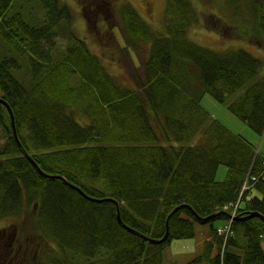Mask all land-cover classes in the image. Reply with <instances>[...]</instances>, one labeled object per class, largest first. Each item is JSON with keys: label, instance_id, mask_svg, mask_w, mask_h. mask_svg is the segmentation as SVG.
I'll use <instances>...</instances> for the list:
<instances>
[{"label": "trees", "instance_id": "16d2710c", "mask_svg": "<svg viewBox=\"0 0 264 264\" xmlns=\"http://www.w3.org/2000/svg\"><path fill=\"white\" fill-rule=\"evenodd\" d=\"M39 1L45 17L37 23L14 0H0V37L9 53L0 56V97L12 107L22 141L19 146L0 100L6 128L0 139L7 137L0 142V214L23 215L24 204L35 208L33 227L21 220L17 236L0 242V249L10 248L0 253V264H16L17 256L25 264H164L165 247L194 236L198 223L208 224L212 237L185 264H264L261 217L234 219V233L224 241L214 222L228 213L196 215L238 199L237 213L264 214V152L202 104L210 94L263 134L264 58L188 36L191 25L202 24L264 50V0H223L230 9L225 17L210 6L200 11L193 0H166L162 31L126 4L117 14L125 42L114 44L133 68L128 83L84 39H71L55 58L54 37L72 20L71 9L62 0ZM132 52L139 61L133 67ZM222 164L227 175L218 180ZM252 176L255 188L240 198ZM118 206L123 223L153 238L169 226L167 238L156 242L127 229ZM35 237L39 246L31 244Z\"/></svg>", "mask_w": 264, "mask_h": 264}, {"label": "rangeland", "instance_id": "374dc122", "mask_svg": "<svg viewBox=\"0 0 264 264\" xmlns=\"http://www.w3.org/2000/svg\"><path fill=\"white\" fill-rule=\"evenodd\" d=\"M216 1L217 0H193L200 11L206 9L207 6H210L209 8L211 10L215 11L220 16L225 17V15L229 13L230 9L225 5L223 0H219L217 3ZM62 2L70 7L72 20L63 23L61 25L63 30L61 31L64 33H59V31V35L54 37L52 55L55 58H59L61 49L65 47L67 48L73 42L75 37L84 39L92 52L100 56L107 69L125 83L132 81L131 78L134 80V77L130 76L129 74V70H133V68L128 67L126 62L121 60V53H116V46L114 44L115 40L117 39L116 41L119 42L120 45H124L125 42L120 27L117 25L118 12L126 4L131 3L139 11L141 16L156 30H164L167 24L165 14L167 5L166 0H62ZM13 4L15 5L16 9L22 11L23 15L25 16L23 17L26 20H35L38 23L43 21L45 17V9L39 0H14ZM111 30L114 32L113 36L110 34ZM188 36L197 42L220 49L244 47L258 55L260 58H264V50L242 35L226 36L215 30H210L202 24H194L189 27ZM44 43L47 44V46H50V42L44 41ZM5 54H9L8 48L6 47V42L0 37V56ZM13 56H16L21 61V63H23V58L20 57V55ZM131 56H133L132 58L134 61V63L131 64V67L138 65L139 61L137 59V55L132 52ZM136 69L141 72L139 66L136 67ZM202 104L216 117L232 128V130L242 134L251 142H253L258 148V151L264 152V133H257L246 122L238 118L224 104L217 101L210 94L204 95ZM77 118L83 122L87 120L84 117H81V115L77 116ZM5 129L6 128L4 125L0 126L1 135L5 133ZM6 140L7 137L3 136L0 139V142L4 144ZM28 154L32 157L29 152ZM227 170L228 167L226 165H220L216 178L218 180L225 179ZM253 187L254 186L251 188H245L243 190L241 188L240 198H243L245 194L250 193ZM229 203L225 205H229ZM23 209L27 211L23 215L21 213L20 216L17 214H5L1 216L0 214V229L4 230L2 234L5 235L3 239L0 238V242L2 241L4 244H7L9 239L12 241V239L17 236L19 233V224L21 220L28 222L29 227L34 226L35 216L32 215L31 211L35 208L32 207V205L29 208L28 205L24 204ZM231 211L234 213V215L238 214V210L235 208L231 209ZM231 219L232 217H228L226 220L217 219L214 222L215 226L218 227L219 234H221L219 229L221 227L224 229L222 232L224 235V241H227V238L234 233L232 231L233 220ZM210 231L211 230L208 224L198 223L194 236L175 238L172 243L168 244V246H166L164 249V264L187 263L195 256L196 253L202 250L204 241L212 237ZM30 241L33 246H39L36 243V237L34 240L30 239ZM4 246L5 245H3V247ZM8 246H6L5 249L2 247V249H0V253H7V250L9 251L10 249ZM14 263L25 264L26 262L25 260L23 262V260L17 256V258L14 260Z\"/></svg>", "mask_w": 264, "mask_h": 264}, {"label": "water", "instance_id": "95a60500", "mask_svg": "<svg viewBox=\"0 0 264 264\" xmlns=\"http://www.w3.org/2000/svg\"><path fill=\"white\" fill-rule=\"evenodd\" d=\"M0 100H1L4 104H6V106L8 107V109H9V111H10L11 118H12V125H13V129H14V135H15V137H16L18 143H19V146H22V142H21V140L19 139V136H18V133H17V130H16V124H15V120H14L13 109H12L11 105H10L6 100H4V99L1 98V97H0ZM25 154H26V155L32 160V162L38 167V169H39L42 173H46L44 170L41 169V167L38 165V163H37V162H36V161H35V160H34V159L28 154V152H27L26 150H25ZM56 175H57L58 177H62V178H64L68 183H70V185H72V186L75 187L76 189L80 190V191H81L83 194H85L86 196L91 197L90 195H87V193H86L85 191H83L79 186L74 185V184H72L70 181H68L64 176H62V175H60V174H56ZM93 199H95V198H93ZM97 200H101V199H97ZM177 208H178V207H176V209H177ZM176 209H175V210H176ZM223 212L227 213L225 210H221V211L215 212V213H213V214H211V215H208V216H206V217L200 216V215H198V214H196V215H197V217H198L199 219L207 220V219H209V218H211V217H214V216H216L217 214H219V213H223ZM252 216H259V217H261V218L264 220V214H262L260 211H255V210H253V211H247L245 214H237V215H234V218H235V219H238V218H250V217H252ZM118 220H119L120 223H122V225H124V227H126L127 229L133 231L134 233H138V234L142 235L143 237L148 238V239H150V240H152V241L162 242V241H164V240L167 238V236H168V235H167L168 232H167V233H166L163 237H161V238H153V237H150V236H148V235H145V234L141 233L140 231H138V230H136V229H134V228L128 226L127 224L123 223L122 218H121V215H120L119 206H118ZM168 222H169V217H168V219H167V225H168ZM167 228L169 229V226H167ZM263 246H264V244H263Z\"/></svg>", "mask_w": 264, "mask_h": 264}, {"label": "built area", "instance_id": "2783aa9c", "mask_svg": "<svg viewBox=\"0 0 264 264\" xmlns=\"http://www.w3.org/2000/svg\"><path fill=\"white\" fill-rule=\"evenodd\" d=\"M258 181V177L257 176H252L247 178L244 182H243V186H242V190L245 188H251L252 185H254L256 182ZM239 201L240 199H238L237 202H231L229 205H226V209L229 210L233 215L234 213L230 210V209H237L238 205H239ZM233 220V219H231ZM224 231V229H222V227L220 228V232L222 233Z\"/></svg>", "mask_w": 264, "mask_h": 264}, {"label": "bare ground", "instance_id": "6f19581e", "mask_svg": "<svg viewBox=\"0 0 264 264\" xmlns=\"http://www.w3.org/2000/svg\"><path fill=\"white\" fill-rule=\"evenodd\" d=\"M102 62H103V61H102ZM103 64H104V62H103ZM104 65H105V64H104ZM105 66H106V65H105ZM260 177L264 178V175H263V174H261V175H260ZM244 181H245V180H244ZM256 183H257V182H256ZM254 185H255V184H254ZM254 185H252V186H254ZM252 186H251V187H252ZM240 196H241V194H239V197H240ZM225 207H226V205H225ZM225 207H223V208H222V209H220L219 211H221V210H226V208H225ZM168 224H169V223H168ZM167 232H168V234H169V232H170V229H168V228H167V230H166V233H167ZM166 233H165V234H166ZM168 234H167V235H168Z\"/></svg>", "mask_w": 264, "mask_h": 264}]
</instances>
